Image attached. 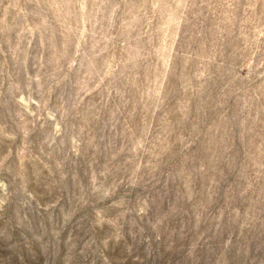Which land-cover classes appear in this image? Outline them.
Masks as SVG:
<instances>
[{
    "label": "rangeland",
    "instance_id": "1",
    "mask_svg": "<svg viewBox=\"0 0 264 264\" xmlns=\"http://www.w3.org/2000/svg\"><path fill=\"white\" fill-rule=\"evenodd\" d=\"M133 168L235 226L193 258L100 226L92 174ZM0 264H264V0H0Z\"/></svg>",
    "mask_w": 264,
    "mask_h": 264
},
{
    "label": "clouds",
    "instance_id": "2",
    "mask_svg": "<svg viewBox=\"0 0 264 264\" xmlns=\"http://www.w3.org/2000/svg\"><path fill=\"white\" fill-rule=\"evenodd\" d=\"M59 134V129H56ZM75 142V141H74ZM138 168L131 170V176L126 182L123 178L113 179L110 184L98 187V179L95 173L90 180V201L97 204H108L115 220L105 219V209L97 208L96 216L100 226L104 223L113 224L123 234L125 230H131L135 235H144L151 231L157 239L162 236L176 235L186 244L189 258L196 256L201 240L209 231H213L218 238H224V230L234 221L229 218L225 221L223 209H213L212 205L202 207L192 204V193L189 191L186 203L188 209L179 207L175 203H159L151 201L148 197L142 198V202L134 204L132 200L126 199L132 191L142 187L138 176ZM122 190H127L123 191ZM177 225L179 227L177 228ZM233 232H229L224 243L218 245L219 250L230 254L228 244L231 242ZM207 243V241H205ZM237 250V255H239ZM250 253L245 254V258Z\"/></svg>",
    "mask_w": 264,
    "mask_h": 264
}]
</instances>
